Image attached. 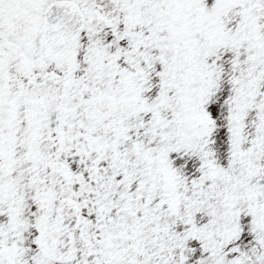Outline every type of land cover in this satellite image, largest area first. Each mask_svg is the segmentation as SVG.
Wrapping results in <instances>:
<instances>
[{
    "label": "snow or ice",
    "instance_id": "6c2138e0",
    "mask_svg": "<svg viewBox=\"0 0 264 264\" xmlns=\"http://www.w3.org/2000/svg\"><path fill=\"white\" fill-rule=\"evenodd\" d=\"M0 264H264V0H0Z\"/></svg>",
    "mask_w": 264,
    "mask_h": 264
}]
</instances>
